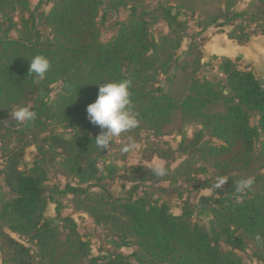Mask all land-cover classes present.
<instances>
[{
  "label": "trees",
  "instance_id": "1",
  "mask_svg": "<svg viewBox=\"0 0 264 264\" xmlns=\"http://www.w3.org/2000/svg\"><path fill=\"white\" fill-rule=\"evenodd\" d=\"M238 1L223 0L220 13L200 16L199 31L191 34L186 11L170 2L39 0L33 6L31 0H0L1 264H245L239 251L248 249L264 263V244L256 240L264 237V85L254 69L240 67L239 57L214 54L202 62L196 39L212 26L230 27L228 37L242 45L264 35V0L240 10ZM45 3H52L49 10ZM121 9L129 11L127 18H118ZM160 21L168 31H154ZM106 26L112 34L104 39ZM38 54L52 65L39 83L29 74ZM214 59L222 76L200 75ZM181 74L187 87L177 97L172 87ZM119 80L132 82L140 121L125 134L164 135L179 114L177 149L154 151L166 160L165 177L144 163L119 165L96 147L101 129L89 122L87 106L100 84ZM22 106L37 113L35 122L12 120L10 111ZM188 125L198 126L192 136ZM176 155L183 159L172 168L168 162ZM52 175L67 181L51 184ZM220 176L229 181L217 190ZM243 177L255 183L237 201L234 180ZM117 180L133 185L118 194L112 188ZM184 184L212 189L200 197V208L211 215L209 228L193 220ZM65 196L117 250L93 253L91 237L64 215ZM174 196L183 202L180 214L168 202ZM50 203L55 216L46 214ZM123 247L134 249L125 254Z\"/></svg>",
  "mask_w": 264,
  "mask_h": 264
},
{
  "label": "rangeland",
  "instance_id": "2",
  "mask_svg": "<svg viewBox=\"0 0 264 264\" xmlns=\"http://www.w3.org/2000/svg\"><path fill=\"white\" fill-rule=\"evenodd\" d=\"M39 0H31L32 5H36ZM158 1L162 2H170L172 5H175L179 7L180 9L186 11L187 17L189 19L190 23V30L189 32L196 33L199 31V28L196 26V20L200 16L204 15H214L220 13V11L223 10L224 4L223 0H145L146 4L149 6H154ZM251 0H239L238 3L235 5V9H244L247 7ZM52 6V3H45L42 8L45 10H49ZM129 11L126 9H121L120 13L117 15L119 19H125L128 17ZM110 25V24H109ZM153 29L156 33L159 31H168V27L164 21H160L156 23L153 26ZM230 29V27L225 28H218L216 26H212L209 28L204 34L197 36L196 39L198 43L200 44V49L202 52V62H208L211 60L212 55L209 54V51L207 50V46L210 44L211 36L216 33L221 32H227ZM112 34V30L109 28V26L104 27L103 29V38L107 39ZM15 36L16 33H13ZM252 38L258 40L261 42V44H264V35L260 33H256L252 36ZM189 41L185 40L183 42V45L181 47V52L186 50L188 48ZM222 57V56H219ZM219 59L213 60V66L207 67L199 72L200 75L206 74L210 77H219L222 76V74L219 72L218 69V63ZM239 65L241 68H248L251 66L249 63H240ZM258 76L260 74L256 72ZM187 87V79L185 74H181L176 82L174 83L172 87L173 93L177 97H181L186 92ZM255 122V121H253ZM179 126H180V117L179 114H176L174 117V121L171 125H169L166 128V134L164 135H155L151 131L145 130L138 134H130L127 135L125 133H122L119 137H116L114 140V144L109 151V155L111 159H114L119 165H134L138 163H144L146 165L152 166V163L154 161H159L166 164V160L164 158H161L154 154V151H172L177 149L180 140L181 135L179 132ZM197 125H188L186 126V130L188 132L189 136H192L195 129H197ZM129 138H132L137 143V148L127 154H122L120 151V148L129 142ZM35 152L34 148H30L28 152V158L32 159L33 154ZM175 159L169 160V164L172 168L176 167L180 161L183 158H179L177 155L175 156ZM198 179H200L201 182L204 181V177L199 175ZM67 181V178L63 175H52V181L51 184L57 183L60 185H64ZM133 183L130 181L125 180H117L113 185L112 188L115 190L118 194H124L126 190L131 189ZM184 188L186 189V193L184 195L185 199H188L192 205V207L195 210V213L193 215V220L199 222L200 224H203L206 227H210V219L211 215L210 213L202 210L200 208V197L202 195H210L212 193V189L210 188H203L200 191H197L193 186L184 184ZM168 202L171 204V210L176 213L180 214L183 206V202L181 199L177 197H168ZM62 201L64 202L65 209H64V215H70L74 217L77 222L80 225V231L82 233L88 234L92 239L93 244V253L95 255H107L109 251L117 250L115 248L116 243L109 237L105 230L102 229L100 226H97L93 219L84 211H78L75 209L74 205L72 204V197L71 196H65L62 198ZM47 215L49 216H55V205L53 203H50L47 208ZM224 244V243H223ZM226 246V244H224ZM134 248L132 247H123L121 249L122 252L125 254L132 253ZM239 253L242 255L244 259L245 264H264L259 261L253 256L252 249H248L246 251H239ZM133 264H139L136 261H133Z\"/></svg>",
  "mask_w": 264,
  "mask_h": 264
},
{
  "label": "clouds",
  "instance_id": "3",
  "mask_svg": "<svg viewBox=\"0 0 264 264\" xmlns=\"http://www.w3.org/2000/svg\"><path fill=\"white\" fill-rule=\"evenodd\" d=\"M51 67L49 58L43 54H38L30 59L29 74L35 82L39 83L46 78ZM131 85L130 80L100 84L96 100L87 106L89 122L101 129V133L95 137V144L102 152L111 150L116 137L139 126L138 113L132 107ZM10 115L12 120L21 126L33 123L37 119V113L29 106L17 107L10 111ZM136 148V141L129 138V142L124 144L120 151L122 154H127ZM151 171L156 177H165L169 174V169L159 161L152 163ZM228 181L227 177L220 176L216 178L213 186L219 190ZM254 183V177L234 180V192L237 194V201L247 195ZM256 240L258 244H264V237L261 235L257 234Z\"/></svg>",
  "mask_w": 264,
  "mask_h": 264
},
{
  "label": "crops",
  "instance_id": "4",
  "mask_svg": "<svg viewBox=\"0 0 264 264\" xmlns=\"http://www.w3.org/2000/svg\"><path fill=\"white\" fill-rule=\"evenodd\" d=\"M207 50L209 54L218 56H227L232 59L239 57L240 63H249L251 66L248 68L258 72L259 77H264V44L254 38L242 45L230 39L226 32L216 33L211 36Z\"/></svg>",
  "mask_w": 264,
  "mask_h": 264
},
{
  "label": "water",
  "instance_id": "5",
  "mask_svg": "<svg viewBox=\"0 0 264 264\" xmlns=\"http://www.w3.org/2000/svg\"><path fill=\"white\" fill-rule=\"evenodd\" d=\"M258 81L260 82L261 85H264V77H259Z\"/></svg>",
  "mask_w": 264,
  "mask_h": 264
}]
</instances>
